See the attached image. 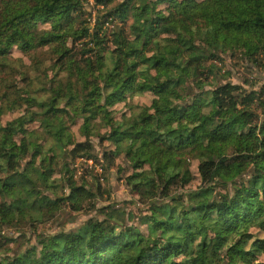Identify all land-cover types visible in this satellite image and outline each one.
<instances>
[{
    "label": "trees",
    "instance_id": "obj_1",
    "mask_svg": "<svg viewBox=\"0 0 264 264\" xmlns=\"http://www.w3.org/2000/svg\"><path fill=\"white\" fill-rule=\"evenodd\" d=\"M225 55L264 74V0H0V264H264V85L230 81ZM19 101L28 111L3 122ZM119 156L135 210L38 231L96 206L101 181H79L76 159L107 178ZM22 222L35 240L6 251Z\"/></svg>",
    "mask_w": 264,
    "mask_h": 264
},
{
    "label": "rangeland",
    "instance_id": "obj_2",
    "mask_svg": "<svg viewBox=\"0 0 264 264\" xmlns=\"http://www.w3.org/2000/svg\"><path fill=\"white\" fill-rule=\"evenodd\" d=\"M199 1V0H198ZM92 2V0H91ZM168 5L166 3H163L159 5V8L162 10H165ZM41 27L46 28L48 27V24L45 23V21L41 24ZM10 57L14 59L12 62L13 64L18 65L20 60L22 59L26 64H30V60L26 54H24L21 50L17 49L16 47H12L10 50ZM224 59L226 60L225 65L227 68L231 69L232 76L230 77V81L234 83H240L244 84V79L248 77V79L252 82L256 81L254 84V88L258 90L259 87L264 85V74L261 73L259 70L251 72L246 67H244L242 62L235 61L232 59L229 55H225ZM36 72L32 73V76L34 77ZM0 74V78H1ZM5 76V75H3ZM20 78V76H18ZM251 83V82H249ZM245 87L249 88V84H244ZM152 95L150 93H145L141 95L139 98H137V103L139 104H150L152 101ZM28 106L26 103L19 101L16 103L12 110L5 113L2 117V121L6 122L7 120H10L14 117L19 116L22 113H25L28 111ZM114 109L117 110V117L120 116V114L124 111H127L128 105H125L124 102L117 103L113 106ZM68 124L70 125V131L74 135V139L77 141L84 140V137L82 136L79 126L81 124V120H76L75 122L68 121ZM31 127H37L38 122H34L30 125ZM103 132L106 131V129L102 130ZM93 140L96 143V150L98 152L102 151L104 146H106L107 149L112 150L115 148V143L112 140L105 139L103 142H100L98 137H93ZM117 164L121 165L123 169L121 171H118L116 166H113L109 171H107V178H104L103 167H102V160L99 162H95L93 160L88 159H76L74 161V164L72 165L76 171L75 175L76 178L80 181V177L83 175V170L89 169L92 172L85 173V179H87L89 185L91 186L92 183L98 178V180L101 181V191H100V197L96 201V206L92 207L89 203V201H85L83 203V208L80 211H73L67 212L63 211L62 213L57 212L55 215H52V217L45 221L44 223H40L38 225V231H45L47 233H54L57 231H60L61 229H72L79 227L87 218L90 216H101L102 213L100 211V208L106 205L110 204H118L117 207H126V210H135L136 206H133L130 202L138 199V196L134 194L131 191V188L126 183V177L132 173V170L128 167L127 164L123 163L122 156H119L117 158ZM60 160L57 161V167L61 165ZM193 170H196L195 163L192 166ZM58 173H54V177H57ZM58 193H60V190H58ZM99 205V207H97ZM124 207V208H125ZM68 209H70L68 207ZM137 213V212H136ZM74 218V219H73ZM136 221V220H135ZM59 223L63 224L61 226ZM141 229L143 232L146 233V226H141ZM34 230V231H33ZM37 229H35L32 225H30L29 222H22L19 227H12L9 229H5L4 233H6L8 236L18 237L19 242H11L5 246L6 251H11L12 249L17 248L20 245V242L24 240V238L21 240L20 237L27 236L31 237L32 240H35V232ZM264 260V256L261 258Z\"/></svg>",
    "mask_w": 264,
    "mask_h": 264
},
{
    "label": "clouds",
    "instance_id": "obj_3",
    "mask_svg": "<svg viewBox=\"0 0 264 264\" xmlns=\"http://www.w3.org/2000/svg\"><path fill=\"white\" fill-rule=\"evenodd\" d=\"M129 115H131V113H129ZM173 127H175V125H173ZM161 131H167V129H162ZM38 142H40V141H38ZM136 146L139 147V144H137ZM0 163H2V162H0ZM178 169H179V168H178ZM180 171H181V169H180ZM235 178H236L235 176L227 177V179H229V180H231V179H235ZM191 187H192L193 189H195V188H196V184H192ZM67 192H68V189L66 188V189H65V193L67 194ZM213 194H214V193H213ZM97 207H99V205H97ZM113 220L116 221L117 225L123 224V223H125V222H127L128 224H132V223H134L135 217L130 218V217H128L127 215H125V216L120 217V218H116V217H114ZM110 223H111V221H110Z\"/></svg>",
    "mask_w": 264,
    "mask_h": 264
}]
</instances>
